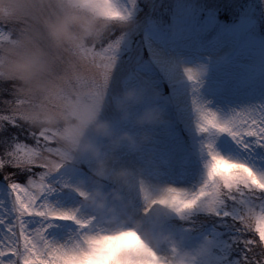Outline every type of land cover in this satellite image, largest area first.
Here are the masks:
<instances>
[{
    "label": "snow or ice",
    "instance_id": "snow-or-ice-1",
    "mask_svg": "<svg viewBox=\"0 0 264 264\" xmlns=\"http://www.w3.org/2000/svg\"><path fill=\"white\" fill-rule=\"evenodd\" d=\"M78 6L133 26L70 52L57 68L60 90L101 106L117 128L127 122L111 100L128 86L165 113L148 145L120 154L135 181L128 203L154 243L132 227L128 207L97 214L81 204L77 182L88 183L90 163L68 166L55 132L23 123V98L4 80L0 264H264V0ZM29 24L0 9V46Z\"/></svg>",
    "mask_w": 264,
    "mask_h": 264
},
{
    "label": "clouds",
    "instance_id": "clouds-1",
    "mask_svg": "<svg viewBox=\"0 0 264 264\" xmlns=\"http://www.w3.org/2000/svg\"><path fill=\"white\" fill-rule=\"evenodd\" d=\"M0 9L27 15L30 20L12 43L0 46V81H13L24 101L19 119L32 128L55 132L58 145L68 154V166H78L82 160L90 163L88 183L77 182L84 193L83 206L97 214L128 207L134 217L132 227L154 243L151 231L141 227V210L128 203V189L135 181L120 154H137L152 141L153 130L165 120L163 109L146 104L141 88H123L111 100L112 109L127 122L126 127L117 128L104 118L101 106L60 90L62 73H57L58 67L68 66L70 52L99 45L114 25L126 31L132 23L94 15L78 6V0H0ZM159 239L165 242L168 236Z\"/></svg>",
    "mask_w": 264,
    "mask_h": 264
},
{
    "label": "rangeland",
    "instance_id": "rangeland-1",
    "mask_svg": "<svg viewBox=\"0 0 264 264\" xmlns=\"http://www.w3.org/2000/svg\"><path fill=\"white\" fill-rule=\"evenodd\" d=\"M244 2H247V0H244ZM141 6L143 7V0H141ZM221 18L227 19V17L224 14H221ZM0 99H2V98H0ZM21 139H23V137H21ZM28 143H32V141L29 140ZM21 179H23V178H21Z\"/></svg>",
    "mask_w": 264,
    "mask_h": 264
}]
</instances>
